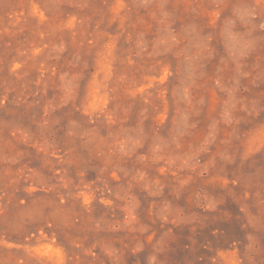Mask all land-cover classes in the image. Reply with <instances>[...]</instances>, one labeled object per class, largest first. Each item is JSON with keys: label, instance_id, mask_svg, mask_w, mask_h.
Masks as SVG:
<instances>
[{"label": "rangeland", "instance_id": "obj_1", "mask_svg": "<svg viewBox=\"0 0 264 264\" xmlns=\"http://www.w3.org/2000/svg\"><path fill=\"white\" fill-rule=\"evenodd\" d=\"M0 264H264V0H0Z\"/></svg>", "mask_w": 264, "mask_h": 264}]
</instances>
